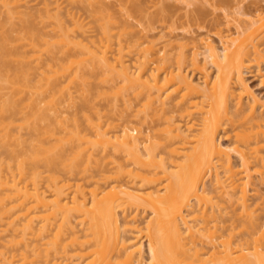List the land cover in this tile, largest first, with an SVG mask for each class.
<instances>
[{
	"label": "bare ground",
	"instance_id": "1",
	"mask_svg": "<svg viewBox=\"0 0 264 264\" xmlns=\"http://www.w3.org/2000/svg\"><path fill=\"white\" fill-rule=\"evenodd\" d=\"M20 1L0 0V264H264L255 198L264 188V93L244 76L264 89V0H206L235 9L205 27L221 46L200 33L190 55L181 44L174 59L138 47L125 29L130 14L116 18L101 1L80 0L96 35L58 1H45L39 20ZM243 8L256 25L246 43L230 37L241 30L230 14ZM205 17L199 8L197 23ZM120 23L118 38L129 33L127 45L139 48L130 60L113 40ZM97 78L107 88L97 96L122 98L137 126L103 120L90 96Z\"/></svg>",
	"mask_w": 264,
	"mask_h": 264
},
{
	"label": "rangeland",
	"instance_id": "2",
	"mask_svg": "<svg viewBox=\"0 0 264 264\" xmlns=\"http://www.w3.org/2000/svg\"><path fill=\"white\" fill-rule=\"evenodd\" d=\"M48 2L50 4L51 8H54L55 6V1H58L61 7V14L65 16V12L68 10L70 12H73L76 14V17H79L80 20L83 21L85 24V27L89 30L90 35H96V33L99 30V23L98 21L94 18V16L91 14V8L90 5L87 3V1H80V0H21V6L19 4V11L26 13L29 12L30 15H32L33 18L36 20H39L37 18L38 14L43 11L44 7V2ZM100 1L108 5L110 11L113 13V15L116 18H120L121 15L127 16V14H130L127 22H126V27L127 32L133 33L134 39H138L140 42H137V40H133L135 44L140 43L138 47H143L142 50H144V47L147 48L149 46H154V48L160 50V55H156L155 57L161 56L163 54L168 55L172 59L176 58L177 54L180 51V45L181 44H188L187 47L184 48L185 54L187 56L190 55V47H191V42L193 41V37H196L197 39H200L201 37L206 38L207 33H209V38L213 40L216 45L221 46L220 41L218 40L217 36L214 34V29H212L211 32H209V28H205L210 26L209 22H218L223 20V15L224 12L229 11L233 12L235 9L229 8V9H223L220 7V4L216 5L215 7L211 6L209 2L206 0H192L194 4H190V6L187 7V5L181 3V0H93L94 6L97 7V3ZM189 0H185V3ZM218 1V0H217ZM249 0H243V5H246ZM185 5V6H184ZM93 6V7H94ZM202 8L204 10V14L206 15V20L207 23L201 21L202 24H198L196 21L195 16L197 15L198 9ZM227 8V7H226ZM4 9L0 8V12H2ZM26 11V12H25ZM56 11V10H53ZM22 14H17L15 15L16 19L14 20V25L16 28H19L21 26V19L20 17ZM230 19L234 21V23L231 24V28H235V23L237 21L241 24V30H235L231 31V38H234L237 40V42L243 41L246 43L249 41V39L252 38L253 35V30L256 25H251L248 22V19L250 18V15L245 11L243 8L240 10V13L238 15L230 14ZM237 19V21H236ZM64 20L66 18L64 17ZM203 20V19H202ZM205 20V19H204ZM224 22V21H223ZM46 23H49V21H46ZM46 23H39L38 22V27L41 31H50V27ZM225 25V24H224ZM222 25V28L224 27ZM123 29V23H120L116 29L113 30V40L115 42H118V39H122V43L124 44V54L126 55V59L130 60L132 57L134 58L135 52L137 54V49L134 51L136 47L129 48L131 45H127L128 39L130 37V34H122L121 38H118L119 32L122 33L124 32ZM126 31V30H125ZM131 31V32H130ZM201 33V37L200 34ZM206 33V34H205ZM133 37L131 36V41L132 42ZM124 40V41H123ZM200 41V40H198ZM197 41V42H198ZM194 42V41H193ZM190 43V44H189ZM147 46V47H146ZM264 48V44L261 46ZM141 49V48H140ZM22 50H26L23 48ZM182 50V49H181ZM140 51V50H139ZM201 51V50H200ZM204 52V50L202 49ZM199 65H203V55H199ZM49 55L44 54L42 58V63L46 62L49 60ZM209 66L210 64L207 63ZM186 72L188 70V73L191 72L190 74L194 73V78L199 72L197 73L194 70V67L191 66V64L186 63L185 64ZM209 70L211 72L214 71V68L209 66ZM195 71V72H193ZM247 73V75H246ZM244 74L245 78L248 79V83L251 86L253 91L256 92L257 94H262L264 93V89L261 88L259 85V79H253V77L248 76V72L246 71ZM197 77V76H196ZM94 83L97 87V90H94L90 96L92 100L96 101L99 105L98 107L101 109V113L103 114L104 118L103 120L105 121H113L117 122L119 124H125L129 121V115L128 112L126 111V104L124 103L123 99L120 98L115 102L110 101L109 99L105 97L108 94H111L112 91L106 92L104 94L105 96H97L98 92H105L107 88H104L103 86L100 85L99 83V78L94 79ZM121 84H118L115 90L118 89V87ZM74 92V95L76 97V105H80L82 100L78 96L77 92H75L74 89H72ZM89 96V97H90ZM129 105L134 111L138 108L137 102L135 100L129 101ZM61 111L63 112V116H69L70 113L73 110V107H69V104L67 102H64L61 107ZM115 109V110H113ZM151 123V122H149ZM129 126H137L136 123L133 122H128ZM140 127V126H139ZM24 137H28V133L26 131H23ZM222 142L225 145L230 144V141L228 139H225L222 137ZM3 150L0 149V157L4 156L3 155ZM255 198L259 199L257 202L262 206L261 209H258L257 213H264V188L260 189V196H256ZM264 220V217L261 218V221ZM144 225V224H142ZM146 244L145 242V249H146ZM144 248V247H143ZM145 254H147L145 252Z\"/></svg>",
	"mask_w": 264,
	"mask_h": 264
}]
</instances>
